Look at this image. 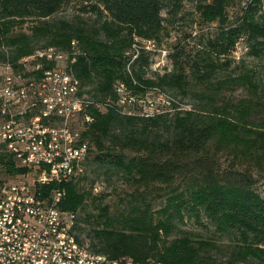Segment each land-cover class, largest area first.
<instances>
[{"label":"trees","instance_id":"obj_1","mask_svg":"<svg viewBox=\"0 0 264 264\" xmlns=\"http://www.w3.org/2000/svg\"><path fill=\"white\" fill-rule=\"evenodd\" d=\"M73 1L82 14L94 15L98 26L92 27L80 15L54 18ZM185 2L195 5L203 23H218L222 28L210 48L183 61V50L177 46L170 54L174 69L156 80L146 78L153 52L143 41L160 40L168 20L163 12L177 16ZM234 2L0 0V63L19 72L36 51L61 49L76 57L72 67L81 81L80 94L100 101H117L118 83L131 91L139 82L185 93L187 64L194 78L206 82L209 89L215 85L217 96L225 89L239 88L259 95L261 81L246 66L218 77L231 64L222 58L242 38L249 44V55L264 56V15L256 17L262 0H248L240 21L228 26ZM214 77L218 80L212 81ZM198 97L187 113L145 117L113 106L91 110L95 120L84 134L92 145L90 156L83 173L63 185L66 195L61 204L63 210L76 213L74 231L81 244L85 245L81 238L85 223L92 225L87 236L93 252L142 261L158 257L164 264L216 262V256L207 255L219 248L216 240L195 239L187 233L170 239L178 228L176 221L206 219L216 235L232 241L229 264H264V196L257 190L260 180L264 181V114H257L263 103L245 98L225 104L206 94ZM222 154L231 159L228 167L220 162ZM2 172L16 175L26 169L0 148V176ZM89 172L97 177L90 179ZM101 175L107 181L117 176L136 188L121 199L125 207L117 217H111L109 207L102 205L108 194L94 192ZM88 181L90 187L85 185ZM153 194L165 199V206L155 212ZM91 200L98 215L86 213Z\"/></svg>","mask_w":264,"mask_h":264},{"label":"built area","instance_id":"obj_2","mask_svg":"<svg viewBox=\"0 0 264 264\" xmlns=\"http://www.w3.org/2000/svg\"><path fill=\"white\" fill-rule=\"evenodd\" d=\"M59 56H66V67L52 65ZM75 62V56L50 48L27 57L19 72L2 65L8 71L0 80V148L26 172L0 176V264H164L97 253L81 244L74 231L76 213L61 208L63 185L83 173L90 156L84 131L95 120L92 109L113 106L152 117L191 107L176 106L166 94L159 95L162 106L131 97L125 83L116 85L117 101L86 97Z\"/></svg>","mask_w":264,"mask_h":264},{"label":"rangeland","instance_id":"obj_3","mask_svg":"<svg viewBox=\"0 0 264 264\" xmlns=\"http://www.w3.org/2000/svg\"><path fill=\"white\" fill-rule=\"evenodd\" d=\"M248 0H235L234 5L229 9V23L228 26L235 25L244 15L245 7L247 6ZM80 5L73 1L69 5L63 8L57 15H55V19L60 18H69L74 19L76 16L80 15L88 20L91 26H98V23L95 22V16L92 14H82L80 9ZM261 11L257 12L256 17H260L264 15V0H262V4L260 6ZM163 15L166 19L165 29L160 36V40L153 41H143L144 46L151 50L153 53L151 55V66L146 71V78L156 80L157 76L164 75L165 73H169L174 69V63L172 58H170V54H172L177 46L182 48V58L183 61H189L190 57H193L204 51L205 49L210 48V41L215 39L217 32L222 27L219 26L218 23L205 24L200 18V15L195 10V5L191 2H185L182 11L175 16L173 13H169L167 10L163 12ZM226 25V26H227ZM94 29V28H93ZM75 48L76 44H73ZM136 49L139 48L138 45L134 46ZM58 49V48H57ZM61 52H66L59 49ZM229 59L231 64L228 66H224L226 69L218 75V77L223 76L226 72H234L239 71L244 66L248 67V69L252 70L258 79H260L259 86V95H252L245 88H239L236 91L231 89H225L222 96H217V88L215 85H211L210 89L208 88L206 82L199 81L197 78H194L192 72L188 66L186 65V74H187V83L185 86V93H181L177 88H164L159 85H143L142 83L135 82V89L132 90L135 97H144L148 99H152L157 105L162 106V100H160V94H166L174 99L175 105L179 106L180 104L189 105L191 110H178L174 112H170L174 114L176 112L187 113L192 111L193 107L198 103L199 97L202 94L213 96L218 103H236L240 99L252 98L257 100L259 103H263V107L257 109V114H264V56L262 58H257L249 55V44L245 38H242L236 48L232 53H229L227 58ZM27 61V58L24 62ZM224 61V60H223ZM0 65V78L4 79L7 74V68ZM55 68L58 67H66V56L63 59H60L58 63L52 64ZM217 81L218 79L214 77L212 81ZM138 88V89H136ZM86 97H90L85 94ZM158 101V102H157ZM129 108V107H126ZM84 131V134L87 132ZM85 138V137H84ZM87 139V138H85ZM89 141V139H87ZM90 142V141H89ZM90 146L92 147L91 143ZM127 154L132 156L135 154L132 151H127ZM220 162L224 167H228L230 165L231 159L229 155L222 154L220 155ZM86 164V163H85ZM4 178H13L10 175H5L4 172L1 174ZM90 179H94L97 177L93 173L89 172ZM95 187H99V192H94L101 195L102 193L108 194L106 199L102 201L103 206L109 207V212L111 217H117L119 214V210L125 207V204L121 202V199L124 198L127 194L133 192L136 188L133 187L130 183L126 182L124 179H121L117 176H113L110 180H106L105 175H101L99 179L94 183ZM86 187H90V181L85 183ZM257 190L264 196V181L261 179L257 184ZM151 200L153 201V211H158L165 206V199L157 198L155 194L151 195ZM86 213H93L98 215V211L95 209L92 200L89 201V204L86 207ZM83 213H80V216ZM178 228L173 232L170 239H174L176 237H180L183 234L187 233L191 235L195 239H214L217 241V245L219 248L217 250H212L207 252V255L211 254L216 256V262H207L206 264H229L232 259V241L227 236H219L215 234V227L211 225L206 219H203V222H198L194 218H186L184 222L176 221ZM81 226L85 229L81 238L85 241V245L88 247L91 243V238L88 237V233L91 232L92 225L82 223ZM151 259L158 260V257H153ZM238 264H249L247 262L238 263Z\"/></svg>","mask_w":264,"mask_h":264},{"label":"bare ground","instance_id":"obj_4","mask_svg":"<svg viewBox=\"0 0 264 264\" xmlns=\"http://www.w3.org/2000/svg\"><path fill=\"white\" fill-rule=\"evenodd\" d=\"M64 58V56H59V60L60 59H63ZM133 94V92L131 91V97H135V94L134 95H132ZM138 97V96H137ZM141 99H148V98H144V97H141ZM131 259H133V260H137V259H135V258H133V257H131Z\"/></svg>","mask_w":264,"mask_h":264}]
</instances>
